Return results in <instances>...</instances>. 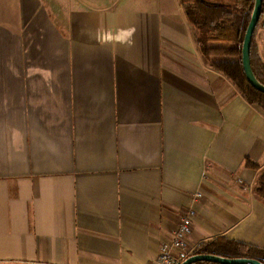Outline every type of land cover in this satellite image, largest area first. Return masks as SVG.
Masks as SVG:
<instances>
[{"label":"crops","instance_id":"1","mask_svg":"<svg viewBox=\"0 0 264 264\" xmlns=\"http://www.w3.org/2000/svg\"><path fill=\"white\" fill-rule=\"evenodd\" d=\"M81 2L0 0V264H149L183 217L264 249V106L179 0Z\"/></svg>","mask_w":264,"mask_h":264},{"label":"trees","instance_id":"2","mask_svg":"<svg viewBox=\"0 0 264 264\" xmlns=\"http://www.w3.org/2000/svg\"><path fill=\"white\" fill-rule=\"evenodd\" d=\"M179 2L187 21L195 29V42L208 60L209 66L221 72L248 103L264 106V93L249 84L241 62L243 36L254 0H233L224 3L208 0ZM263 12L264 0L261 15ZM254 35L255 30L250 47L251 68L255 77L264 85V65L256 54ZM255 193L264 202V172L259 176ZM196 253L228 258H253L264 264V249L221 236L200 243L194 251V254ZM193 264L219 263L200 261Z\"/></svg>","mask_w":264,"mask_h":264},{"label":"water","instance_id":"3","mask_svg":"<svg viewBox=\"0 0 264 264\" xmlns=\"http://www.w3.org/2000/svg\"><path fill=\"white\" fill-rule=\"evenodd\" d=\"M263 0H254L252 11L250 14L249 21L247 23L245 33L243 36L242 47H241V62L245 72V76L249 84L264 93V85L255 77L251 68L250 62V47L253 37L254 30L259 22L261 11H262ZM205 261L219 264H262L260 261L253 258H228L217 256L213 254H192L187 256L180 264H193L196 262Z\"/></svg>","mask_w":264,"mask_h":264},{"label":"built area","instance_id":"4","mask_svg":"<svg viewBox=\"0 0 264 264\" xmlns=\"http://www.w3.org/2000/svg\"><path fill=\"white\" fill-rule=\"evenodd\" d=\"M190 224V219L183 217L172 240L161 244L157 257L149 264H180L187 257L185 253Z\"/></svg>","mask_w":264,"mask_h":264},{"label":"rangeland","instance_id":"5","mask_svg":"<svg viewBox=\"0 0 264 264\" xmlns=\"http://www.w3.org/2000/svg\"><path fill=\"white\" fill-rule=\"evenodd\" d=\"M83 2H81V7H84V8H88V0H82ZM102 0H99V2H101ZM219 2L221 3H224V2H232L233 0H218ZM43 2H48V3H52L54 5H57V4H61L63 3L64 6L67 8V7H71L72 5V0H43ZM53 5V6H54ZM264 19V12L263 14L260 16V20ZM259 20V22H260ZM259 24V23H258ZM190 256V255H189Z\"/></svg>","mask_w":264,"mask_h":264}]
</instances>
